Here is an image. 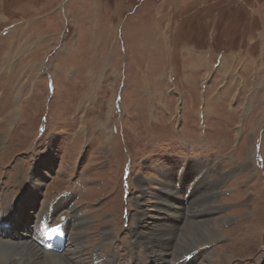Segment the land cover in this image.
Returning a JSON list of instances; mask_svg holds the SVG:
<instances>
[{"label":"rangeland","instance_id":"obj_1","mask_svg":"<svg viewBox=\"0 0 264 264\" xmlns=\"http://www.w3.org/2000/svg\"><path fill=\"white\" fill-rule=\"evenodd\" d=\"M0 226L70 264H264V0H0Z\"/></svg>","mask_w":264,"mask_h":264},{"label":"bare ground","instance_id":"obj_2","mask_svg":"<svg viewBox=\"0 0 264 264\" xmlns=\"http://www.w3.org/2000/svg\"><path fill=\"white\" fill-rule=\"evenodd\" d=\"M104 140H105V138H104ZM179 204V203H178ZM178 204H176V205H178ZM12 209V208H11ZM48 209V208H47ZM172 210L174 211V212H178V207H175V206H172ZM53 211H55L54 209L53 210H51V209H48V210H46L43 214L41 213L40 215H39V219H44L45 220V224H46V221L47 220H49L50 221V219H51V217L53 216ZM176 212V213H177ZM11 213H13L15 216L18 214V211H12ZM28 213V212H27ZM32 213V212H31ZM31 216L33 215V213L32 214H30ZM75 215V214H74ZM43 216H45V217H43ZM178 214L177 215H174V216H172V217H170V216H167V219L169 220H175L176 221V219H178ZM10 218H13V217H10ZM79 218V217H78ZM138 218H139V215H138ZM140 220V219H139ZM157 220H158V218H157ZM70 222V221H69ZM140 222V221H139ZM67 223L68 222H65V227H67ZM208 224L209 223H202V222H200V223H187L186 224V226H185V228H184V230H185V232L186 233H188V237H189V239H187L186 238V235L185 234H183L184 236L183 237H181L180 238V241H178L177 242V244H176V248L174 249V253L176 254V255H178L179 253H180V249H183L185 246H186V250L188 249H190L189 247L191 246V245H194L195 243H197V242H201V241H203V240H205V238L207 239H211V238H213V237H215L216 235H215V233L212 231V229L208 226ZM4 226V225H3ZM1 227V226H0ZM45 228V227H44ZM47 228H45V230H46ZM50 229V228H49ZM65 228L63 227V230H64ZM66 231V230H65ZM135 231V230H134ZM47 233H48V229H47ZM111 234V233H110ZM140 236L142 235V234H144V233H138ZM22 236H24V234H20V239H16V240H14L15 242H13V243H11V244H1V246H0V248H1V250H2V253L0 254V255H2L3 257H4V260H5V262H6V264H40V259H39V257H42V258H45V259H47V263L46 264H70L69 262H68V259L67 260H65V254H64V252L63 253H61V254H59V253H52V252H49V251H47L48 253L46 254L45 253V255H40L39 254V252L37 251V248L35 249V247L33 246V245H31L29 242H27L26 241V239L25 240H22ZM61 236V233L58 235V238ZM66 238L67 239H69L70 237H69V232H68V230H67V232H66ZM112 234H111V239H112ZM136 236V235H135ZM63 237V236H62ZM64 238V237H63ZM66 240V239H65ZM172 240H173V242H174V235H170V236H168L167 237V241H166V243L163 245V246H159L158 244V242H152V244L153 245H155V244H157L160 248V254L162 253V254H164L168 249H169V247H173L172 246V244H173V242H172ZM188 240H189V242H188ZM68 241V240H67ZM197 241V242H196ZM180 243H183V244H181L180 245ZM152 246V245H151ZM21 247H25L24 248V250H26V251H33L34 252V255H29V253H26L27 254V257H25V259H24V261H21V260H23L22 259V257H24V255H22V257H20L18 260H17V258L19 257V256H21V250L22 249H20ZM68 247H69V243L67 242V244L65 243L64 245H60V244H55V245H53V246H49V249H51V250H58V251H60V252H62L63 250H65V249H68ZM14 249H17V250H19V253H18V257L17 258H14V257H12V255H11V252L14 250ZM24 250H23V252H24ZM28 251V252H29ZM67 252V251H66ZM182 252V251H181ZM24 254V253H23ZM25 254V255H26ZM174 254V255H175ZM40 255V256H39ZM74 255V254H73ZM158 255V254H157ZM73 257H75V256H73ZM27 258H30V260H26ZM99 260H97L96 262L97 263H104L103 261H101L102 260V258L103 257H101V255H99ZM14 259V260H13ZM101 261V262H100Z\"/></svg>","mask_w":264,"mask_h":264}]
</instances>
